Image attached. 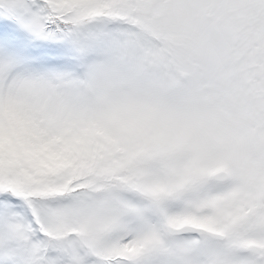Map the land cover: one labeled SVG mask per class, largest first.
Returning a JSON list of instances; mask_svg holds the SVG:
<instances>
[{
	"label": "snow or ice",
	"instance_id": "1",
	"mask_svg": "<svg viewBox=\"0 0 264 264\" xmlns=\"http://www.w3.org/2000/svg\"><path fill=\"white\" fill-rule=\"evenodd\" d=\"M0 264H264V0H0Z\"/></svg>",
	"mask_w": 264,
	"mask_h": 264
}]
</instances>
